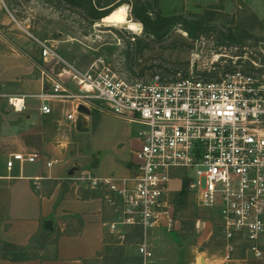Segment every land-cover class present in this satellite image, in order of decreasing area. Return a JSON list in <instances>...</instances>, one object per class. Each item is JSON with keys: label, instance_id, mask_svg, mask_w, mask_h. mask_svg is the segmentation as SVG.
I'll list each match as a JSON object with an SVG mask.
<instances>
[{"label": "built area", "instance_id": "2783aa9c", "mask_svg": "<svg viewBox=\"0 0 264 264\" xmlns=\"http://www.w3.org/2000/svg\"><path fill=\"white\" fill-rule=\"evenodd\" d=\"M39 46L46 65L38 68L50 81L53 97L71 101L79 116L84 107L139 126L135 174L123 179L122 186L113 177H68L87 189L110 191L112 196L105 199L111 207L118 200L120 221L104 224L110 234L118 226L140 227L144 238L138 253L149 264L153 251L147 232L157 225L172 231L177 221L168 198L175 182L188 183L198 205L218 218L225 258L232 259L242 247L246 255L264 259L263 66L251 59L247 65L243 56L224 50L204 60L202 68L199 60L192 62L187 75L177 72L169 79L156 73L144 80L115 72L104 60L81 72L47 41ZM54 61L64 66L62 73L47 69ZM65 74L79 87L78 93L68 89ZM36 97L42 102L40 112L51 114L48 98ZM9 104L17 112L26 109L24 98H10ZM66 119L75 122L76 116L68 114ZM36 160V154L19 152L10 156L7 167ZM41 180L32 179L35 190H40Z\"/></svg>", "mask_w": 264, "mask_h": 264}, {"label": "rangeland", "instance_id": "374dc122", "mask_svg": "<svg viewBox=\"0 0 264 264\" xmlns=\"http://www.w3.org/2000/svg\"><path fill=\"white\" fill-rule=\"evenodd\" d=\"M112 3L115 5L112 13L127 7L128 21L140 24L142 32L134 33L124 26L105 23L107 17L93 19L91 8ZM0 5V30L14 44L39 60V42L47 41L62 59L81 72L90 71L98 60H104L113 71L132 78L146 80L160 73L171 79L177 72L187 75L195 60H199L202 68L204 60L224 50L243 56L247 65L249 59L254 60L264 70V0H87L85 7L69 4L67 0H2ZM145 11L151 19H173L163 41L155 42L143 34L144 26L134 14H145ZM55 62L47 65V69L62 73L64 66ZM62 80L71 92L78 93L79 87L69 75L65 74ZM87 117L92 132L100 122L95 135L87 139L90 153L98 150L101 157H110L126 146L128 154L135 143V126L124 124L115 115L94 110ZM91 160L98 161L94 157ZM87 174L82 166L69 176L79 178ZM118 180L122 186L123 178ZM74 182L85 192L112 196L105 189L90 190L82 182ZM187 185L175 182L168 198L175 207L177 221L172 234L181 245H188L200 235L197 222H206L211 236L204 246L211 252H223L218 218L198 205ZM115 201V206L108 208L110 221H120L119 202ZM143 238L144 233L137 226H118L116 233L107 237L109 247L92 263L144 264L138 253V244ZM236 253L245 255V249L239 247Z\"/></svg>", "mask_w": 264, "mask_h": 264}, {"label": "crops", "instance_id": "0c3cea01", "mask_svg": "<svg viewBox=\"0 0 264 264\" xmlns=\"http://www.w3.org/2000/svg\"><path fill=\"white\" fill-rule=\"evenodd\" d=\"M42 63L41 53L35 59L0 30V264H93L109 247L108 235H114L104 226L112 222L111 206L105 195L85 192L70 181L69 172L84 166L85 174L96 177L132 178L139 126L118 117L136 127L128 154L126 146L110 157H101L98 150L90 153L87 139L100 122L92 132L84 115L78 129L79 115L72 102L52 96L51 83L38 68ZM39 95L50 101L51 114L40 112ZM15 97L25 99L26 109L17 112L10 106L9 99ZM68 114L76 116L75 122L66 119ZM19 152L36 154V162L23 166L16 162L9 170L10 156ZM92 157L98 161L91 162ZM35 177H42L40 190L33 186ZM202 223L197 240L188 245H181L164 225L148 230L153 251L149 264H264V259L252 255L236 253L227 260L224 251H209L204 245L211 233Z\"/></svg>", "mask_w": 264, "mask_h": 264}, {"label": "trees", "instance_id": "16d2710c", "mask_svg": "<svg viewBox=\"0 0 264 264\" xmlns=\"http://www.w3.org/2000/svg\"><path fill=\"white\" fill-rule=\"evenodd\" d=\"M69 4L77 5L85 7L87 6V0H67ZM89 1V0H88ZM115 7L114 3L100 7L99 9H92L93 19L100 20L108 17L112 12V9ZM111 12V13H110ZM136 20L141 22L144 26L143 34L146 35L147 38H152L155 42L163 41V37L165 35V31L168 30L169 26L173 23L172 18H162L157 17L156 19H151L147 11L145 14H134ZM134 78H138L135 76Z\"/></svg>", "mask_w": 264, "mask_h": 264}, {"label": "bare ground", "instance_id": "6f19581e", "mask_svg": "<svg viewBox=\"0 0 264 264\" xmlns=\"http://www.w3.org/2000/svg\"><path fill=\"white\" fill-rule=\"evenodd\" d=\"M128 9L127 7H122L118 11L113 12L111 15H109L104 22L105 23H114L115 26H124L128 30L134 32V33H141V25L136 24L134 22L128 21ZM86 120V117H85Z\"/></svg>", "mask_w": 264, "mask_h": 264}, {"label": "water", "instance_id": "95a60500", "mask_svg": "<svg viewBox=\"0 0 264 264\" xmlns=\"http://www.w3.org/2000/svg\"><path fill=\"white\" fill-rule=\"evenodd\" d=\"M113 10V9H112ZM78 112L80 113V116H79V121H78V129H81V121L83 120V116L86 115V116H89L90 115V111L85 109L84 107H80ZM74 174V170H71L69 172V175H73ZM203 223L201 222L200 224V227H202Z\"/></svg>", "mask_w": 264, "mask_h": 264}]
</instances>
